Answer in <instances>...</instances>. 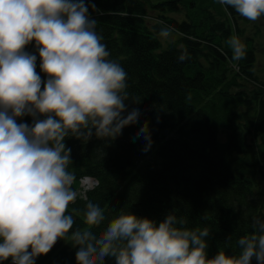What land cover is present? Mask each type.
Listing matches in <instances>:
<instances>
[{"label":"trees","instance_id":"1","mask_svg":"<svg viewBox=\"0 0 264 264\" xmlns=\"http://www.w3.org/2000/svg\"><path fill=\"white\" fill-rule=\"evenodd\" d=\"M92 2L97 32L127 72V90L143 101V115L114 141L66 140L72 187L79 192L86 175L98 179L86 195L105 220L88 225L87 201L78 195L68 206L73 229L51 253L60 264H77V228L99 235L121 211L159 221L174 210L186 227L209 228V257L238 254V239L254 231L252 217L264 216V16L249 21L219 0ZM162 28L177 35L167 47ZM234 36L246 45L239 61L228 44ZM26 51L35 52V42ZM182 52L187 59L178 62ZM145 121L153 140L147 152L136 136ZM49 255L36 264H49Z\"/></svg>","mask_w":264,"mask_h":264},{"label":"clouds","instance_id":"2","mask_svg":"<svg viewBox=\"0 0 264 264\" xmlns=\"http://www.w3.org/2000/svg\"><path fill=\"white\" fill-rule=\"evenodd\" d=\"M219 2L249 21L264 16V0ZM95 9L92 0H0V264H36L46 256L73 229L68 206L78 195L87 201L88 225L105 220L100 204L86 195L100 181L86 175L81 192L72 187L66 140L114 141L139 122L143 101L127 90V72L109 58ZM171 31L162 28L160 36ZM33 42L35 52L26 51ZM228 44L233 60L246 57L238 37ZM38 57L46 79L37 72ZM186 59L182 52L178 62ZM136 136L150 150L148 121ZM252 228L238 239V254L221 250L212 257L209 228L186 227L174 210L159 221L121 211L99 235L77 228L72 237L77 264L109 258L114 264H264V216H253Z\"/></svg>","mask_w":264,"mask_h":264},{"label":"rangeland","instance_id":"3","mask_svg":"<svg viewBox=\"0 0 264 264\" xmlns=\"http://www.w3.org/2000/svg\"><path fill=\"white\" fill-rule=\"evenodd\" d=\"M153 15L156 16V13H151V16H153ZM151 22H154V21H151ZM159 37L164 42L165 46L167 47L170 42L176 40L177 35L175 33H170V35L167 38L161 37L160 35H159ZM80 189H82L81 186H80ZM51 252L48 253V254H50L49 255L50 257L48 258L50 260L49 264H60L59 259L56 258L55 255L52 254Z\"/></svg>","mask_w":264,"mask_h":264},{"label":"water","instance_id":"4","mask_svg":"<svg viewBox=\"0 0 264 264\" xmlns=\"http://www.w3.org/2000/svg\"><path fill=\"white\" fill-rule=\"evenodd\" d=\"M59 244H60V240L57 241V243L55 244V246L53 247V249H52L51 251H53L57 246H59ZM51 251H50V252H51ZM50 252H49V253H50Z\"/></svg>","mask_w":264,"mask_h":264},{"label":"built area","instance_id":"5","mask_svg":"<svg viewBox=\"0 0 264 264\" xmlns=\"http://www.w3.org/2000/svg\"><path fill=\"white\" fill-rule=\"evenodd\" d=\"M81 191H82V189L79 192H81Z\"/></svg>","mask_w":264,"mask_h":264},{"label":"flooded vegetation","instance_id":"6","mask_svg":"<svg viewBox=\"0 0 264 264\" xmlns=\"http://www.w3.org/2000/svg\"><path fill=\"white\" fill-rule=\"evenodd\" d=\"M59 245H60V244H59ZM57 247H58V246H57ZM57 247H56V248H57Z\"/></svg>","mask_w":264,"mask_h":264}]
</instances>
